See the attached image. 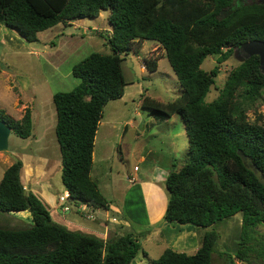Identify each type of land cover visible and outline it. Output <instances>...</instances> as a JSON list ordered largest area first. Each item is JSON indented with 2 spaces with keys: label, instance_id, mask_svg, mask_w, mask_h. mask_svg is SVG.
Here are the masks:
<instances>
[{
  "label": "trees",
  "instance_id": "1",
  "mask_svg": "<svg viewBox=\"0 0 264 264\" xmlns=\"http://www.w3.org/2000/svg\"><path fill=\"white\" fill-rule=\"evenodd\" d=\"M104 9L110 10L112 53L94 52L82 59L72 69L80 83L53 95L62 182L69 197L94 209L108 208L91 175L99 124L105 106L124 95L125 55L139 52L140 46L134 47L138 41H156L183 91L166 103L146 96L142 106L161 120L181 115L189 138L188 160L165 180V220L209 230L194 254L169 247L151 264H213L219 240L213 227L237 213H242L241 242L229 264H264V183L242 158L249 157L264 176V124L247 117L264 95L259 56L232 69L219 96L206 100L220 65L243 43L264 41V5L257 0H0V23L36 42L39 32L96 17ZM210 55L217 56V65L207 71L201 65ZM158 61L145 59V66L156 71ZM0 119L19 136L32 135L29 107L20 119L5 111H0ZM22 169L23 161L16 158L4 172L0 211H28L33 224L20 229L0 226V264H131L141 251L147 256L131 233L105 240L59 223L40 194L25 190Z\"/></svg>",
  "mask_w": 264,
  "mask_h": 264
},
{
  "label": "rangeland",
  "instance_id": "2",
  "mask_svg": "<svg viewBox=\"0 0 264 264\" xmlns=\"http://www.w3.org/2000/svg\"><path fill=\"white\" fill-rule=\"evenodd\" d=\"M109 15L110 10L104 9L96 17L78 19L71 24L60 23L39 32V40L36 42L26 41L16 31L0 23V111L20 119L24 114L23 104H26L31 108L33 117L32 135L23 138L12 132L9 150L0 152V181L4 170L16 158L26 164H36L39 192L53 199L56 195L57 199L63 196L67 199L63 206L73 208L67 214L66 211H53V207L48 203L51 211L56 212L55 219L61 220L57 219V216L61 215L69 224L73 221L89 224L94 215L95 218H102L105 211L100 209L94 213L85 206L80 209L72 206L73 200L62 182V159L55 133L57 111L53 95L56 92L71 91L80 83V79L73 75L72 69L82 59L94 52L112 53L108 42L112 34ZM139 46V52L131 51L125 55L123 62L127 83L124 100L123 95L111 100L104 108L95 138L92 177L99 182L101 192L111 201L112 214L123 217L132 226L124 227L122 231H125L124 234L132 233L139 240L147 253L145 263L151 264L169 247L194 254L202 244L204 233L209 229L192 224L180 226L167 223L164 240L160 232L155 231L157 223L153 226L144 224L147 218L149 219V214L156 215V212L149 211L148 204H145L146 191L151 199L152 209L161 211L166 208L169 191L163 174L165 176L170 170L180 169L188 160L189 140L186 130H183V127H186L181 115L175 114L172 119L161 120L155 117L150 109L142 106L146 96L166 103L177 99L183 89L166 54L162 55V46L153 40L138 41L134 44L135 48ZM149 58H160L156 71L150 72L146 68L145 59ZM241 58H244V52L237 54L235 51L220 65L216 82L206 97L207 101L210 102L219 96L230 71L241 63ZM215 65L217 56L210 55L201 67L209 71ZM18 98L20 105L16 104ZM247 117L250 122L264 124V95L249 109ZM178 132L180 137L175 139L173 134ZM136 166L138 170H135ZM131 178L135 181L132 182ZM88 214L92 217L89 218ZM58 222L69 225L66 221ZM32 224V215L28 211H0V226L3 228H28ZM178 227H182L183 231L178 232ZM213 228L219 233L213 253V264H229V256H234L240 247L242 213L218 221ZM189 230H195V234L184 236ZM149 232H152L151 237L147 239ZM175 232L178 234L171 236L174 240L181 234L184 236L181 243L183 247L178 248L175 244V247H172V242H169V236ZM139 256L144 257L143 251ZM237 263L247 264L239 261Z\"/></svg>",
  "mask_w": 264,
  "mask_h": 264
},
{
  "label": "crops",
  "instance_id": "3",
  "mask_svg": "<svg viewBox=\"0 0 264 264\" xmlns=\"http://www.w3.org/2000/svg\"><path fill=\"white\" fill-rule=\"evenodd\" d=\"M157 44H159V43H157ZM163 54L162 55H165L166 53H165V49L163 48ZM162 55H161V57H162ZM159 60H160V58H159ZM158 65H159V61H158ZM142 70H144V68L142 69ZM125 96H126V87H125V94H124V96H123V98H122V100H124V98H125ZM20 100H19V98H18V100L16 101V104L17 105H20ZM24 106H25V109L27 108V106H26V104H23ZM19 107H21V106H19ZM30 108V107H29ZM25 109H24V112H25ZM31 109V108H30ZM32 111V110H31ZM22 116H23V114H22ZM21 116V117H22ZM174 116V115H173ZM173 116L171 117V118H169V119H172L173 118ZM20 117V118H21ZM169 119H167V120H169ZM126 124H127V122H125ZM185 126V125H184ZM126 128H127V126L125 127V130H126ZM183 130L185 131V128L183 127ZM188 136V135H187ZM173 137L175 138V139H177L178 137H180V134H179V132L178 133H176V134H173ZM188 140H189V138H188ZM184 142V141H183ZM93 160H94V158H93ZM141 160L143 161L144 160V157H142L141 158ZM94 163V162H93ZM13 164V162H10L9 163V166L10 165H12ZM8 166V167H9ZM7 167V168H8ZM6 168V169H7ZM35 169H36V164L35 165H33V164H26V163H24L23 162V169H22V175H21V178H22V182H23V184H24V188H25V190L27 191V192H36V193H38V194H40L41 196H42V198L47 202V203H49L50 205H51V207H53V211H59V212H62V206H63V204L64 203H59L60 202V198H58L57 199V195L56 196H54V199L52 198V197H49L48 195H43V194H41L40 192H39V190H38V185H39V178H38V176L36 175V173H35ZM41 171L43 170V168L42 169H40ZM93 170V169H92ZM6 170H4V172H5ZM164 171H167V170H164ZM163 171V172H164ZM171 171V170H170ZM154 176L156 175V173H155V171H154ZM168 174H169V172H168ZM168 174H165V176H164V174H163V180L165 181L166 180V177H167V175ZM3 175H4V173H3ZM3 175H2V178H3ZM91 175H92V172H91ZM158 175H159V172H158ZM99 183V182H98ZM155 183V182H154ZM156 184V183H155ZM100 185V184H99ZM152 186H154V185H152ZM151 197L153 196V194L152 195H150ZM108 202H109V205H108V208H99V209H94V208H92V207H89L88 205H86V204H79V203H76L75 201H73V205L72 206H75L76 208H78V209H80L82 206H85V207H88V208H90L94 213H96V210H100V209H103L104 211H105V214H104V216L102 217V218H95V215L92 213V215H94L93 217H92V223L90 222L89 224H83V223H77L76 221H73V222H71V224H69L68 223V221H67V219L66 218H64L63 216H61V215H58L57 216V219H61L60 221L61 222H67L69 225H71V226H74L76 229H79V230H83L84 232H86V233H90V234H94V235H97V236H101L103 239H105V240H107L108 238H110V237H112V236H115V235H122V234H124V232L125 231H122V230H124V227H126V228H132V226H130V224H129V222L127 221V220H124L123 219V217L121 218V217H119L118 215V217H116V216H114L113 214H112V212H111V207H110V203H111V201H109L108 200ZM48 204V205H49ZM145 204L147 205L148 204V206H149V211H152L153 212V210L156 212V215H157V217H156V215H154L153 213L152 214H149V219L147 218V221L144 223L145 225H147V226H153V225H155L156 223L158 224L157 226H155V231H157V233L158 232H160V234H161V236L163 237V239L165 240L166 239V236L165 235H163L164 234V230H165V225L168 223L166 220H165V213H166V208L164 207V208H162L163 210H161V211H157V210H155V209H152V207H151V199L149 198V196L147 195V191H146V198H145ZM70 207V210H67L66 211V213L68 214V213H70L71 211H72V207L71 206H69ZM167 207V206H166ZM150 208H151V210H150ZM165 211V212H164ZM119 213H121V212H119ZM147 216V215H146ZM65 220V221H64ZM161 220V221H160ZM160 222L162 223L161 225H160ZM172 223H174V222H172ZM177 224V223H176ZM180 226H185V225H180ZM179 228V227H178ZM192 230V229H191ZM191 230H189L188 232H186V233H184L183 235L184 236H188L189 234H195V230L194 231H191ZM179 231H183V229H182V227H180L179 229H178V232ZM178 232H175V233H171V235L169 236L170 237V239H169V242L171 243L172 242V247H175V246H177L178 248L180 247V246H182L183 247V245H181V243H182V241H183V238H184V236L182 237V234L181 235H179V236H177V237H175V240L173 239V237H171L172 235H175L176 233L178 234ZM151 233L152 232H149V234H147V236H146V238L148 239V238H150L151 237ZM132 234V233H131ZM187 234V235H186ZM167 242V241H166ZM168 244V243H167ZM173 244H175V246L173 245ZM177 248V249H178ZM180 249V248H179ZM178 249V250H179ZM165 250V249H164ZM198 250V249H197ZM196 250V251H197ZM164 252V251H163ZM162 252V253H163ZM145 256L142 258V257H140L139 255L135 258V260H133V262L131 263V264H146L145 263Z\"/></svg>",
  "mask_w": 264,
  "mask_h": 264
},
{
  "label": "water",
  "instance_id": "4",
  "mask_svg": "<svg viewBox=\"0 0 264 264\" xmlns=\"http://www.w3.org/2000/svg\"><path fill=\"white\" fill-rule=\"evenodd\" d=\"M259 3L264 5V0H257ZM244 52V58H241V62H244L247 58L251 56H259L260 66L262 71H264V41L255 39L243 43L236 49V53ZM12 133L11 127L3 120L0 119V152L9 150V138ZM244 163L248 169L254 171L257 177L262 183H264V176L260 170L252 163L251 159L244 154H242Z\"/></svg>",
  "mask_w": 264,
  "mask_h": 264
},
{
  "label": "built area",
  "instance_id": "5",
  "mask_svg": "<svg viewBox=\"0 0 264 264\" xmlns=\"http://www.w3.org/2000/svg\"><path fill=\"white\" fill-rule=\"evenodd\" d=\"M135 170H138V167H137V166L135 167ZM130 180H131L132 182L135 181L134 178H131ZM59 200L61 201V203H63V202H66L67 199H66L65 197L61 196ZM62 208H63L62 211L70 210V207H69V206H65V207L62 206ZM87 216H88L89 218L92 217V215H90V214H88Z\"/></svg>",
  "mask_w": 264,
  "mask_h": 264
}]
</instances>
